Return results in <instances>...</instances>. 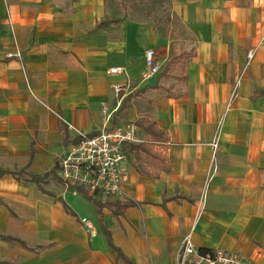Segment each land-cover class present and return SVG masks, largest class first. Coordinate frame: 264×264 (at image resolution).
<instances>
[{
	"label": "crops",
	"instance_id": "obj_1",
	"mask_svg": "<svg viewBox=\"0 0 264 264\" xmlns=\"http://www.w3.org/2000/svg\"><path fill=\"white\" fill-rule=\"evenodd\" d=\"M110 1L0 0V264H124L93 200L64 190L58 161L75 130L142 119L166 135L155 149L170 168L137 172L146 158L129 147L146 137L135 126L123 196L98 202L134 203L102 209L112 244L133 264H176L190 234L200 249L264 264V0H169L193 42L180 84L161 77L169 39L150 20L110 16ZM146 50L160 71L140 82ZM127 79L118 105L112 87Z\"/></svg>",
	"mask_w": 264,
	"mask_h": 264
},
{
	"label": "built area",
	"instance_id": "obj_2",
	"mask_svg": "<svg viewBox=\"0 0 264 264\" xmlns=\"http://www.w3.org/2000/svg\"><path fill=\"white\" fill-rule=\"evenodd\" d=\"M253 58V52L247 54L248 62ZM160 71L152 50L145 52V71L140 77L144 82ZM122 73L119 68L109 70V75ZM132 82L126 80L115 84L112 90L119 99L118 105L124 98V93L130 91ZM237 88V86H236ZM235 88V90H236ZM222 120L219 122L214 138L210 143L212 157L215 158L221 135ZM73 129L72 127H69ZM76 139L70 150L58 161V176L64 190L72 195H85L90 200L99 202L103 199L123 196L121 188L122 172L120 164L125 159L126 146L141 143L137 137L134 125L126 124L110 129H101L93 134L75 130ZM203 207L199 203V211ZM88 231L93 225L87 219L81 220ZM176 264H252L243 255L226 250H204L195 246L191 235H186L176 256Z\"/></svg>",
	"mask_w": 264,
	"mask_h": 264
},
{
	"label": "trees",
	"instance_id": "obj_3",
	"mask_svg": "<svg viewBox=\"0 0 264 264\" xmlns=\"http://www.w3.org/2000/svg\"><path fill=\"white\" fill-rule=\"evenodd\" d=\"M170 18L169 16L166 17L165 22H169ZM107 23V22H105ZM102 25V24H101ZM154 26V25H153ZM156 33H159L163 35L164 37L167 36V27L165 28H157L153 27ZM194 53L191 51L189 54L185 55V57L181 55H177V57H172L170 60L167 62L166 66L163 69V72L161 73V77H166V75L169 74L170 69L173 65L178 64V60H180L182 57L185 58L182 61L183 65V70H185V66L187 65L188 59L193 57ZM172 56V55H171ZM124 107V104H122V108ZM135 126L144 134L146 137V141L142 142L139 145L131 146L129 147V152H137V153H142L144 154L146 158V167L141 168L140 166H136V170L140 174H145L149 177L155 178L159 174V172H164V171H169L170 164L168 159L158 153L155 149L156 145L164 144L167 141L166 135L162 130H160L157 126V124L153 121H150L148 119H142L137 122H135ZM64 127V126H63ZM37 177L32 176L33 181H37ZM85 198H87L85 195H83ZM89 199V198H87ZM93 205L97 211V214L99 216V221H100V226L101 229L104 233V235L107 238V242L109 246L116 252L117 254V260L122 261L124 264H133L130 262L123 254L122 252L116 248L110 238L109 232L102 226V209L108 208L111 211H113L115 214H118L122 209L133 206V202H128V203H98L93 201ZM5 238V237H4ZM7 239V238H5ZM17 243L24 245L23 242L16 240Z\"/></svg>",
	"mask_w": 264,
	"mask_h": 264
},
{
	"label": "rangeland",
	"instance_id": "obj_4",
	"mask_svg": "<svg viewBox=\"0 0 264 264\" xmlns=\"http://www.w3.org/2000/svg\"><path fill=\"white\" fill-rule=\"evenodd\" d=\"M108 3L111 7L107 8V12L112 17H124L140 20H150L153 22V27L165 28L167 38L171 43L174 54L185 55L192 51V39L187 33V30L181 24L180 18L171 12L169 0H111ZM170 18L169 22H165L166 17ZM178 60L170 69L169 75L171 76L168 81L182 82L183 78V59Z\"/></svg>",
	"mask_w": 264,
	"mask_h": 264
}]
</instances>
